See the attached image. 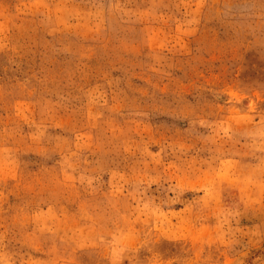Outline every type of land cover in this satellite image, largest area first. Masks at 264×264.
I'll use <instances>...</instances> for the list:
<instances>
[{
  "label": "rangeland",
  "instance_id": "1",
  "mask_svg": "<svg viewBox=\"0 0 264 264\" xmlns=\"http://www.w3.org/2000/svg\"><path fill=\"white\" fill-rule=\"evenodd\" d=\"M0 264H264V0H0Z\"/></svg>",
  "mask_w": 264,
  "mask_h": 264
}]
</instances>
